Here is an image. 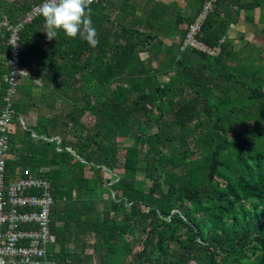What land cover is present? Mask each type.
Masks as SVG:
<instances>
[{
  "label": "trees",
  "instance_id": "trees-1",
  "mask_svg": "<svg viewBox=\"0 0 264 264\" xmlns=\"http://www.w3.org/2000/svg\"><path fill=\"white\" fill-rule=\"evenodd\" d=\"M40 1L0 0L2 17L12 23ZM114 1L107 8L89 5L95 48L63 32L48 40L40 15L20 32V64L40 85L23 79L12 98L6 167L11 174L30 168L51 184L56 241L48 258L55 264H264V71L215 64L246 5L213 4L199 34L220 47L212 58L162 51L153 35L120 23ZM8 37L0 25V111ZM146 45L143 60L139 49ZM195 55L205 61V73L185 59ZM28 111L34 122L22 125ZM86 113L93 122L78 125ZM114 138L131 140L119 147L111 145ZM76 244L79 252L71 250Z\"/></svg>",
  "mask_w": 264,
  "mask_h": 264
},
{
  "label": "built area",
  "instance_id": "built-area-1",
  "mask_svg": "<svg viewBox=\"0 0 264 264\" xmlns=\"http://www.w3.org/2000/svg\"><path fill=\"white\" fill-rule=\"evenodd\" d=\"M110 1L93 0L90 5L107 8ZM216 1H203L200 10L187 25L180 51L194 50L209 57L218 56L219 46H208L199 39L202 24ZM42 3L43 0L32 5L12 23L0 18V25L9 32L7 88L3 98L5 107L0 111V264H55L54 260L48 258L47 252V248L56 241L50 228L54 202L50 182L30 168L18 169L11 174L6 167L10 146L9 129L13 118L12 98L24 78L40 85L39 78L20 64L19 36L23 27L40 15ZM20 121L24 125V121ZM53 139L59 142L57 137Z\"/></svg>",
  "mask_w": 264,
  "mask_h": 264
},
{
  "label": "crops",
  "instance_id": "crops-1",
  "mask_svg": "<svg viewBox=\"0 0 264 264\" xmlns=\"http://www.w3.org/2000/svg\"><path fill=\"white\" fill-rule=\"evenodd\" d=\"M243 2L247 10L241 9L236 22L228 27L225 42H228L229 46L223 60L215 64L222 62L228 66L242 64L247 72H251L250 68L264 69V0H242ZM255 2L258 3L255 4ZM201 4L202 0H115L111 11L117 14V19L122 25L140 29L157 38L158 42L162 43V51L179 55L183 37L180 32L186 28L187 22L193 20ZM251 7L253 9H250ZM232 8L235 9V7ZM0 13L2 16L1 6ZM149 46L140 47L141 59L144 60L147 57L145 55L148 54ZM185 59L197 70L203 71L206 65L198 55ZM158 63L155 60L152 61L153 66H158ZM262 63L263 65L260 66ZM210 65L212 66V62L207 64L208 67Z\"/></svg>",
  "mask_w": 264,
  "mask_h": 264
},
{
  "label": "clouds",
  "instance_id": "clouds-1",
  "mask_svg": "<svg viewBox=\"0 0 264 264\" xmlns=\"http://www.w3.org/2000/svg\"><path fill=\"white\" fill-rule=\"evenodd\" d=\"M92 2L93 0H43L40 16L44 21L43 32L46 38L55 40L58 33L63 32L68 38L79 36L90 47L95 48L98 40L90 15L89 5Z\"/></svg>",
  "mask_w": 264,
  "mask_h": 264
},
{
  "label": "rangeland",
  "instance_id": "rangeland-1",
  "mask_svg": "<svg viewBox=\"0 0 264 264\" xmlns=\"http://www.w3.org/2000/svg\"><path fill=\"white\" fill-rule=\"evenodd\" d=\"M1 11H3V7H1ZM114 14H116V13H114ZM0 15H1V13H0ZM113 16V15H112ZM2 16H0V18H1ZM141 56V55H140ZM260 65V64H259ZM263 65V63L260 65V66H262ZM257 69H260L261 71H264V69L263 68H255V69H253V68H250V71L251 72H253L254 70H256L257 71ZM163 75H165V74H163ZM159 79H163V80H165L166 79V75L165 76H162L161 74L159 75ZM120 83L121 84H126V81L125 80H120ZM33 112V111H32ZM31 111H28L27 113H26V117H25V120H24V122H26V123H33L34 122V119H35V114H34V112L32 113ZM93 122V116L91 115V114H89V113H86V114H84L82 117H81V119H80V121H79V124L78 125H80V126H82V125H88V124H91ZM11 128H12V126H10ZM9 132H10V129H9ZM131 136H133V134H130V138H131ZM130 140L131 139H129V140H124V139H122V138H114V139H112V141H111V145H116V146H119V147H125L126 145H128V143H130ZM23 152V151H22ZM30 154L31 153V151L28 149V150H26V151H24V155H26V154ZM8 157H9V155H8ZM194 157H196L195 155H193V158ZM100 162V161H99ZM139 165L140 166H142V163H139ZM118 173V172H117ZM86 176H90V175H92L91 174V171H89V170H87L86 171ZM96 174H97V172H96ZM105 178H107L108 177V175L105 173L104 175H103ZM139 178H141V175H139ZM106 194H104L103 195V198H104V200L106 201ZM104 207V206H103ZM92 239V238H91ZM91 239L89 240L90 242H91ZM71 250L73 251V252H79V246H78V244H76L75 246H72L71 247ZM94 262H98V261H100L97 257H94Z\"/></svg>",
  "mask_w": 264,
  "mask_h": 264
}]
</instances>
